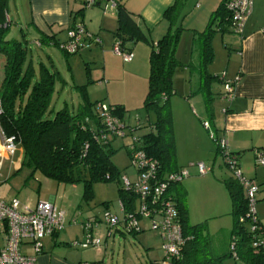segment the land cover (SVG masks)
Wrapping results in <instances>:
<instances>
[{
    "label": "trees",
    "instance_id": "16d2710c",
    "mask_svg": "<svg viewBox=\"0 0 264 264\" xmlns=\"http://www.w3.org/2000/svg\"><path fill=\"white\" fill-rule=\"evenodd\" d=\"M187 1L174 0L165 9L162 19L167 22V30L156 43H148L150 44L146 80L148 87L141 105L147 113L153 112L154 119L150 121L148 117V125L152 126L153 130L141 135L140 142L145 154L159 161L160 174L179 169L175 160L173 118L169 99L175 93L171 79L180 62L174 54L184 29L182 20L187 14L185 6ZM225 1L218 3L217 8L209 16L207 26L197 32V38H194L196 41L199 40L198 72L203 70L206 86H209L208 81L213 79V76L206 74L205 71V65L210 63L214 56L211 40L215 32L232 31L231 16L225 7ZM7 2L0 0V54L4 57L3 79L0 84L2 103L0 125L5 135L12 136L22 151L19 169L22 167L29 169L30 176L40 172L58 183L75 184L82 181L83 194L86 198L93 195L92 184L95 182L114 179L121 184L118 172L110 159L114 151L111 140L116 136L107 131L95 107L98 102L103 101H90L86 84L74 85L73 88L80 97L76 110L70 111L65 103L62 108L50 115L51 96L55 92L54 84L61 81L60 73L42 62L38 63L36 70L23 35L21 36L23 40L7 38L10 31L5 16ZM123 7L122 3L117 2L115 40L120 41L122 49L131 51L125 44L139 40L150 41ZM38 40L41 44L47 43L45 36H40ZM90 82L91 79L87 83ZM205 91L204 103L210 116L212 113L209 103L210 91L209 89ZM110 105L114 108L113 113L117 119L123 121L127 112L125 107L121 104ZM223 184L230 198L229 212L233 220L229 247L232 242L235 243L233 248L235 256L229 247L227 255L233 256L234 261H242L245 264H264V247L252 248L253 233L250 231V221L246 216L248 200L244 188L233 175L225 177ZM169 190L174 193L183 238L186 239L180 260L172 264H222L224 256L212 254L211 237L207 231L206 221L191 225L189 223L185 189L178 184ZM117 192L122 204L127 209L131 208L133 197L124 192L121 185ZM67 245L69 246V243Z\"/></svg>",
    "mask_w": 264,
    "mask_h": 264
},
{
    "label": "rangeland",
    "instance_id": "374dc122",
    "mask_svg": "<svg viewBox=\"0 0 264 264\" xmlns=\"http://www.w3.org/2000/svg\"><path fill=\"white\" fill-rule=\"evenodd\" d=\"M190 4L186 3L187 14L182 20L183 30L181 32L179 41L177 42V47L175 51V57L180 62V65L177 66L173 72L172 81L174 94L170 96L169 103L172 111L173 118V132L176 134L175 143L177 154L182 159L190 158L194 160L193 163L203 162L207 166H211L212 170L205 175L197 173L196 168L184 166L185 169H188L190 172V177L193 179V183H198L201 186L200 188V199L198 200L197 205L194 207V211L188 213V220L190 225L206 221L207 231L211 237V249L214 256H224L222 264H245L242 261H234V257L227 255L229 247V237L228 235L232 229L233 220L228 214L230 211L229 203L227 212H221L222 205L220 210L211 209L216 206L217 198L215 197L214 191V179H211L208 176L215 174L216 176L219 173L228 175L232 174L231 171L226 167L223 162L222 155L217 151L216 143L211 139L209 130L214 131L213 121L216 118L215 114L221 112L223 100L221 99V89L223 88L219 79L223 75L225 70L226 59L225 56H221L218 48L214 46V41H212V50H213V60L205 65L206 74L213 76V79L208 81L209 86H206V78L203 77L202 71H199V40L196 41L192 39V31L189 24V13H190ZM12 6L6 12V17L9 24V34L7 38H17L26 41V46L28 53L31 55L33 65L37 70L39 62L52 63L57 72L60 73L61 81H57L55 85V92L52 97L50 109L53 113L66 103L67 108L70 111H75L80 102V97L78 92L73 88L74 85H87L86 91L90 101H99L102 100L106 102V94L109 92L105 89V86H100L96 83L98 76L96 71H93V78H91V68L93 65L86 58L84 52L76 54H65L62 52L58 46L48 47L46 44L38 46L33 42V35H29L26 31L25 25L22 23L15 24L16 20L13 17ZM23 35V36H22ZM22 36V37H21ZM197 38V36H195ZM195 38V39H196ZM214 40V38H213ZM215 40L218 42L219 38L215 37ZM215 43V45L217 44ZM214 47V48H213ZM215 49V51H214ZM1 56V55H0ZM3 61L4 57L1 56ZM0 57V58H1ZM97 75V76H96ZM91 80L90 83H87ZM147 80V79H146ZM145 80V81H146ZM147 81L141 88H132L129 85H116L115 88L110 90V93L116 98L119 99L124 104L127 112L125 113V123L129 125H134L136 122L135 118H138L144 125L148 120L154 119L153 112H146L143 108V100L145 97V92H147ZM206 89L210 91L211 101V111L210 116L206 110L204 93ZM199 90L203 91L200 92ZM190 98V106L186 104L184 106V99ZM108 103V102H106ZM177 105H176V104ZM109 104V103H108ZM202 104V105H201ZM176 105V106H175ZM201 105V107H200ZM181 106L188 111V113H181L180 110H177V107ZM200 107V108H199ZM190 108V110L188 109ZM195 109V110H193ZM207 121L210 125V129L207 130L203 127V122ZM175 126V127H174ZM189 126V128H187ZM148 128L142 127L138 130H134L132 134L134 136H141L147 133ZM190 131V137L188 138V132ZM175 138V136H174ZM111 139V137L109 138ZM131 141V135L127 134L125 137H116L114 140H111V147L114 150L110 155V159L114 168L118 172V176L121 178L124 175L127 177H132L134 170L130 167L129 156L127 155L128 142ZM21 149L19 148L13 159L16 160L22 154ZM19 164L16 165L10 163V161L3 162V178L0 183V199L8 200L16 197L20 204H25L28 202H34L36 200L47 199L49 194H52L57 191L56 195L59 196V199H62V203L65 211V219L74 218L77 220L75 224H67L65 229L61 230L60 240L68 241L67 236H75L78 231L81 230L80 222L84 221L86 217L94 216L96 219H102L105 211L116 215V217L122 219V212L119 207V194L118 188L121 185L117 180L111 179L107 182H95L92 184L93 195L91 198L84 197V184L83 182H78L75 184L69 183H58L55 180L45 177L40 172H35L33 176H30L29 169L22 167L20 169ZM9 172V176L6 177ZM220 176V175H219ZM190 177H186L180 183L181 188L187 189L188 195L186 196L185 201H189L192 198V192L190 194V189L185 188L186 181H190ZM221 177V176H220ZM227 177V178H228ZM192 181V180H191ZM59 186V190H57ZM190 188V186H189ZM213 188V189H212ZM222 188V187H220ZM264 191H259L256 194H262ZM254 198V199H256ZM224 199V198H223ZM227 195L225 197V206L227 208ZM257 202V199H256ZM30 204V203H29ZM187 204V202H186ZM218 211V212H216ZM214 213H219L218 216L212 217ZM221 213V214H220ZM68 216V217H67ZM149 222L146 219L141 220V228L144 231L141 232H127L124 229H121V232L117 233L115 228L113 229V234L107 236V231L105 238H102L104 242L101 247L104 248L107 254L105 264H151L153 262L160 263L163 260V251L161 249L158 234L156 231L148 229ZM247 225V224H246ZM59 232V233H60ZM66 232V233H65ZM142 234V236H141ZM147 242L152 243V248L147 246ZM68 248H72L68 245ZM76 250V251H75ZM84 254H91L92 249H84ZM72 252L79 254L82 252L79 249L72 248Z\"/></svg>",
    "mask_w": 264,
    "mask_h": 264
},
{
    "label": "crops",
    "instance_id": "0c3cea01",
    "mask_svg": "<svg viewBox=\"0 0 264 264\" xmlns=\"http://www.w3.org/2000/svg\"><path fill=\"white\" fill-rule=\"evenodd\" d=\"M7 1L6 12L10 9V6H12L13 9L11 12L16 20L15 24L18 23V26H21L20 24L24 22L23 24L25 25L27 33L33 35L34 43L40 36H45L47 37V43L44 44L48 45V47L58 46L59 43L67 39L66 34L68 28L76 23L83 24L90 34L98 36L101 40L100 44H91L89 45L90 47L79 53L84 52L86 58L94 66L93 69L91 68L90 70L92 72L91 78H93V71H96L97 75L101 76L96 79L98 80L96 83L100 86L104 85L105 89L109 91L106 94V102L109 104H121L123 107L125 106L121 102L124 101L116 99L110 93V90L112 91V89L115 88V84L129 85L132 89L134 87L141 88L143 84L146 83L145 80L148 78L149 71L148 55L150 52V44L148 43H156L166 32L165 30H167L168 26L167 22L162 19L163 13L165 9L174 2V0H120V3L124 6L123 8L134 18L133 20L136 21L141 32H143L150 41L139 40L137 42L125 44L130 48L132 58L129 61H124L122 56L112 51V44H114L115 41L114 32L117 29L115 10L104 11L101 9L100 5L83 9L82 3L79 0ZM221 1L222 0L187 1V3L190 4L188 19L190 24L189 30L193 33L192 39L195 38L197 32L204 30L209 21V16ZM252 3V11L242 27L241 34H234L232 31L231 33L227 31L224 33L218 31L215 32L213 36L214 40L212 39L215 48L217 47L221 56H225L226 59V64H224V76L222 75L223 78L230 80L239 77V81L234 88L232 99L225 100L221 96L223 100L222 109L220 113L215 114L216 118H214L212 122V127H214L218 136L224 137L223 139L227 142L228 151L237 156V163H239L242 172L241 175L257 183L260 188L259 191L262 192L264 191V166H258L254 161L255 151L264 148V32H262V30H264V0H253ZM6 22H8L7 17ZM215 37L219 38L218 42L215 40ZM216 42L217 44L215 45ZM44 64L47 65L46 63ZM3 66L4 62L1 57L0 84L3 79ZM47 66H52L54 68L52 63H49ZM219 81L223 86L222 78L219 79ZM222 92L223 90L221 94ZM183 101L184 106L185 104L188 107L190 106V98H185ZM188 109L190 110V108ZM177 110H180L181 113H188V111L181 106H178ZM146 124H148V122H146ZM187 128H189V126ZM186 131L188 132V130ZM188 133L189 138L190 131ZM176 134L174 135V143H177ZM176 146L175 160L178 168H184V166L187 165L190 167L191 165L196 168L199 174L196 164L193 163L194 160H190V158L182 159L179 157L176 153ZM20 152L22 153V151ZM20 156L22 158V154H20ZM21 158L19 157V167L21 165ZM16 160L18 161V158ZM209 167L212 170V167ZM185 170L188 172V176L186 177H190L191 174L188 169ZM219 175L216 176L213 174L212 176H208L211 179L215 178L214 183L216 185H214L213 188L216 195L215 197L218 200L216 206L211 209H213V211L216 209L220 210L222 205L221 212H227L229 208L231 209V204L223 180L225 177L227 178L228 175H222V173H219ZM7 176H9V172L6 177ZM193 179L195 178L191 179L190 177V181L188 180L185 183V188L190 189V194L192 192L190 204L189 201H185L187 202L188 213L189 211H194V207L200 199L199 186L201 185L193 183ZM57 190H59V186ZM185 191L187 196V189ZM56 193L57 191L55 194H49L48 198L44 200L54 202L57 207L67 214L64 207L62 208V199H59ZM226 195L228 198L226 199L228 201L227 208L225 206L226 201L224 200ZM257 197L254 211L256 212L258 223L264 228V193L258 194ZM37 201L39 200L28 203H30V206H33ZM212 214H215L211 215L214 217L218 216L219 213L212 212ZM228 214L230 215L229 211ZM66 220L67 224H70L69 219L66 218ZM97 220H99V218ZM77 231L78 233L75 236H67V242L60 240L61 232L44 237L41 243L42 251L39 255L35 256L36 264H78L80 262L105 264L107 257V254H105V245L104 248H86L92 249L91 254H84V249H79L80 251L82 250V252L77 254L71 251L72 248L63 246L67 245V243L72 240H81L83 238L82 230L79 229ZM106 231V226L101 222L92 229V233L101 238H105ZM115 231L119 233L121 232V228H116ZM142 231L144 230L142 229ZM157 234V239L160 241L161 236L159 233ZM229 235L228 237L230 238ZM107 236L110 235L107 234ZM147 246L152 248L153 245L151 242H147ZM22 251L27 255L33 256L29 246H24ZM155 263L156 262H153L151 264Z\"/></svg>",
    "mask_w": 264,
    "mask_h": 264
},
{
    "label": "built area",
    "instance_id": "2783aa9c",
    "mask_svg": "<svg viewBox=\"0 0 264 264\" xmlns=\"http://www.w3.org/2000/svg\"><path fill=\"white\" fill-rule=\"evenodd\" d=\"M82 7L90 8L93 6H101V9L115 10L117 2L120 0H79ZM253 0H226L225 7L231 16V28L234 34H241L242 27L252 11ZM264 32V30H262ZM67 39L59 43V49L66 54H76L90 47L91 44H100L101 40L98 36L90 34L83 24L76 23L67 30ZM35 43L40 46L39 40ZM120 41L115 40L112 51L123 57L124 61L131 60L132 52L122 49ZM224 76V75H223ZM223 80L222 98L225 100L232 99L234 88L239 77ZM102 123L107 131L113 133L116 137H125L131 135V141L126 145L130 160V167L134 173L132 177L123 176L119 180L124 192L133 197L131 208L127 209L123 202L119 200V207L123 218L120 219L105 211L102 219L97 220L93 216L86 217L80 222L83 238L81 240H72L69 246L72 248L86 249L89 247H101L104 243L101 237H97L92 233V229L98 223L106 226L107 234L111 235L113 229L121 228L127 232H140L141 220L146 219L149 222L148 229L156 231L161 236V249L163 251V260L155 264H172L176 260H180L182 249L184 248L186 239L183 238L179 214L175 205L174 193L171 189L174 185L182 182L188 172L184 168L177 171L160 174L161 166L159 161L145 154L141 148L140 136H134L132 132L142 127L151 131L152 126L144 125L138 118L134 117L136 122L134 125L125 123V120H119L114 115V108L106 102H98L95 106ZM2 112V103L0 99V114ZM203 127L207 130L210 125L207 121L203 122ZM211 139L217 146V151L222 155V159L226 167L231 171V175L239 181L244 188L246 199L248 200V211L246 216L250 221V231L252 234V248L264 247V228L257 223L255 204L256 194L259 192V185L253 180L245 178L241 172L238 158L228 151L227 142L223 136H218L216 132L209 130ZM105 135L102 137L104 138ZM12 136H6L0 125V183L3 177V162L10 161L16 165L19 162L12 160L17 147ZM21 158V156H20ZM258 166H264V148L255 151V161ZM200 175L208 173L211 168L203 162L196 163ZM70 224H76L77 220L70 218ZM66 225L65 212L49 200H39L33 206L29 203L20 204L19 200L14 197L8 200L0 199V264H36V255L42 251V241L46 236L64 230ZM24 246H29L32 255H27L22 251ZM235 243L232 242L229 249L235 256L233 249ZM78 264H95L80 262Z\"/></svg>",
    "mask_w": 264,
    "mask_h": 264
}]
</instances>
